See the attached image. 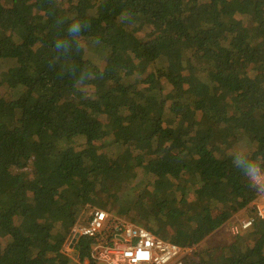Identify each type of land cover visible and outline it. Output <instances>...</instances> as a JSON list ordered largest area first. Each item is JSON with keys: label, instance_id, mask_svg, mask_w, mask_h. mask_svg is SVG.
<instances>
[{"label": "trees", "instance_id": "16d2710c", "mask_svg": "<svg viewBox=\"0 0 264 264\" xmlns=\"http://www.w3.org/2000/svg\"><path fill=\"white\" fill-rule=\"evenodd\" d=\"M255 172L264 0H0V264H100L112 220L64 251L94 208L188 264H264ZM207 199L253 230L204 245Z\"/></svg>", "mask_w": 264, "mask_h": 264}, {"label": "built area", "instance_id": "2783aa9c", "mask_svg": "<svg viewBox=\"0 0 264 264\" xmlns=\"http://www.w3.org/2000/svg\"><path fill=\"white\" fill-rule=\"evenodd\" d=\"M259 194L252 209L257 218L264 221V173L258 172ZM245 211V210H244ZM241 213H232L226 207L219 214L221 228L227 225L229 233L240 235L255 226L256 218H241ZM113 225V240L93 248L92 258L104 264H188L187 256L191 249H185L171 240H164L143 225L121 219L110 212L94 208L93 218L88 225L78 226L75 236H98L110 221Z\"/></svg>", "mask_w": 264, "mask_h": 264}, {"label": "rangeland", "instance_id": "374dc122", "mask_svg": "<svg viewBox=\"0 0 264 264\" xmlns=\"http://www.w3.org/2000/svg\"><path fill=\"white\" fill-rule=\"evenodd\" d=\"M125 133H126V131H125ZM253 177H256V179L253 178L254 183H255L256 185H259V182H258V178H259L258 172H255V173L253 174ZM206 202L210 203V204L213 206V208H214V210H215V212H216L217 217H219V214H218V213H220V212H221L222 210H224V208L226 207L224 200H222L221 202H219V203H221L220 206H219V205H216L217 203H216V202H213L211 199H207ZM253 202H254V200L251 202V205H250L251 207H253ZM219 203H218V204H219ZM252 211H254V210L252 209ZM254 212H255V211H254ZM254 212H253V213H250V212H248V211H242V213H241V217H240L239 219H241V218H245L246 216H247V217H253ZM255 222H256V221H255ZM80 226H84V225L81 224ZM182 230H187V229H186V228H182ZM251 230H253V228H252V229H249V231H251ZM74 232H75V228H73L72 233H71V234H73V235L70 236V238L68 239V241H67V242L65 243V245H64V251H65L68 255H73V253H72V246H73L75 240L78 238V236H75V235H74ZM216 232H217L216 234H214L213 236H210L208 239L205 240L204 245H208V244H210V243H212V242H216V243H218V242L225 241V237H227V236L230 234V233H229V228H228L227 225H223V227L220 228V229H219L218 231H216ZM242 235H243V233H242L240 236H242ZM233 236L236 237V235H233ZM238 236H239V235H238ZM161 238L164 239V240H168V239H167L168 237L165 236V235H162ZM227 245H228V244H227ZM190 251H191V250H190ZM190 251H189V254H190ZM190 255H191V254H190Z\"/></svg>", "mask_w": 264, "mask_h": 264}, {"label": "clouds", "instance_id": "9594fccd", "mask_svg": "<svg viewBox=\"0 0 264 264\" xmlns=\"http://www.w3.org/2000/svg\"><path fill=\"white\" fill-rule=\"evenodd\" d=\"M254 179H256V177H253ZM141 225V224H140ZM144 226V225H143ZM78 227V226H77ZM77 227H75V229L77 228ZM79 227H80V225H79ZM146 227V226H145ZM75 235V234H74ZM78 237H80V236H78Z\"/></svg>", "mask_w": 264, "mask_h": 264}, {"label": "crops", "instance_id": "0c3cea01", "mask_svg": "<svg viewBox=\"0 0 264 264\" xmlns=\"http://www.w3.org/2000/svg\"><path fill=\"white\" fill-rule=\"evenodd\" d=\"M97 245H98V244H97ZM97 245H95V246H97ZM95 246H94V247H95ZM94 247H93V248H94ZM99 263H100V264H104V263H101V262H99Z\"/></svg>", "mask_w": 264, "mask_h": 264}]
</instances>
